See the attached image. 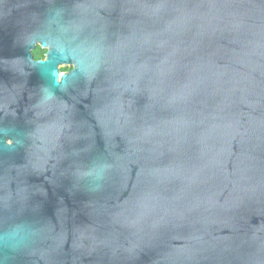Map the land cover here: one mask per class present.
<instances>
[{"label": "water", "instance_id": "95a60500", "mask_svg": "<svg viewBox=\"0 0 264 264\" xmlns=\"http://www.w3.org/2000/svg\"><path fill=\"white\" fill-rule=\"evenodd\" d=\"M0 264H264V0H0Z\"/></svg>", "mask_w": 264, "mask_h": 264}, {"label": "trees", "instance_id": "16d2710c", "mask_svg": "<svg viewBox=\"0 0 264 264\" xmlns=\"http://www.w3.org/2000/svg\"><path fill=\"white\" fill-rule=\"evenodd\" d=\"M47 50L42 49L41 47H36V49L33 51L34 58L36 60H43L45 58V53Z\"/></svg>", "mask_w": 264, "mask_h": 264}, {"label": "clouds", "instance_id": "9594fccd", "mask_svg": "<svg viewBox=\"0 0 264 264\" xmlns=\"http://www.w3.org/2000/svg\"><path fill=\"white\" fill-rule=\"evenodd\" d=\"M39 46V45H38ZM58 52L63 55V50L62 49H58ZM55 75V73H54ZM63 76H64V73H60L59 76L57 77V83H59L61 80H63Z\"/></svg>", "mask_w": 264, "mask_h": 264}, {"label": "flooded vegetation", "instance_id": "af4514ba", "mask_svg": "<svg viewBox=\"0 0 264 264\" xmlns=\"http://www.w3.org/2000/svg\"><path fill=\"white\" fill-rule=\"evenodd\" d=\"M46 55H47V51H46V53H45V58L43 59V60H45L46 59ZM36 60V59H35ZM38 61V60H37ZM61 67V66H60ZM68 68L65 70V73H69L72 69H73V67H71V66H67ZM64 73V74H65Z\"/></svg>", "mask_w": 264, "mask_h": 264}, {"label": "rangeland", "instance_id": "374dc122", "mask_svg": "<svg viewBox=\"0 0 264 264\" xmlns=\"http://www.w3.org/2000/svg\"><path fill=\"white\" fill-rule=\"evenodd\" d=\"M37 47H41L42 49H44V48H43L42 46H40V45L37 46ZM45 50H46V49H45ZM67 68H68L67 66H61V67H60V72H61V73H65V70H66Z\"/></svg>", "mask_w": 264, "mask_h": 264}]
</instances>
